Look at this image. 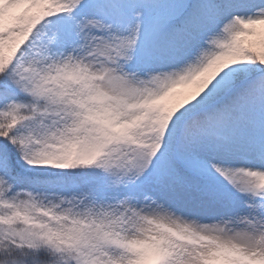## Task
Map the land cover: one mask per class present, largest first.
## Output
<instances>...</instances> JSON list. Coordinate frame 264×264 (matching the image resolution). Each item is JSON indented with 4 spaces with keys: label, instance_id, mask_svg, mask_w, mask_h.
Segmentation results:
<instances>
[{
    "label": "snow or ice",
    "instance_id": "snow-or-ice-1",
    "mask_svg": "<svg viewBox=\"0 0 264 264\" xmlns=\"http://www.w3.org/2000/svg\"><path fill=\"white\" fill-rule=\"evenodd\" d=\"M0 264H264V0H0Z\"/></svg>",
    "mask_w": 264,
    "mask_h": 264
}]
</instances>
